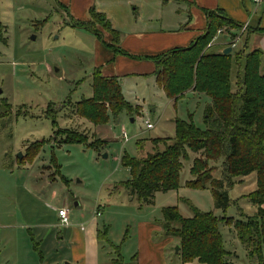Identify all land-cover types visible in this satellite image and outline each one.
<instances>
[{
    "label": "rangeland",
    "instance_id": "374dc122",
    "mask_svg": "<svg viewBox=\"0 0 264 264\" xmlns=\"http://www.w3.org/2000/svg\"><path fill=\"white\" fill-rule=\"evenodd\" d=\"M94 7L120 32L118 45L125 49L131 36L161 28L179 31L190 18V4L181 0H97ZM70 12L57 0H0V21L6 26V42L0 41V111L11 104V112L0 119V264L15 260L72 264L82 253V234L93 222L103 232L100 259L114 258L119 250L128 261L149 233L153 242L166 239L163 209L168 206H177L185 217L193 215L191 205L234 218L241 217V206L246 215H254L256 207L243 195L256 188L255 172L230 189V197H241L240 203L224 212L215 208L211 189L188 185L193 159L200 156L192 151L184 161L178 189L156 192L150 204L130 195L123 185L130 173L122 157H142L153 151L154 138L174 137L177 118L193 119L205 128L204 111L211 98L186 92L175 101L159 87L156 77L130 75L122 80V90L131 110L111 113L108 123L99 125L79 116L76 103L93 95L98 38L74 26L72 21L83 19L68 17ZM95 28L105 39L111 35L103 23L97 22ZM219 30L227 32L224 27ZM218 31L214 39L222 36ZM247 38L245 33L226 42L229 46L236 42L234 53L240 52L237 61L234 57L233 79L243 72L239 69L243 70L246 54L255 50L253 45L264 48V41L255 42L253 36L248 43ZM148 122L153 128L147 127ZM58 129L77 130L88 140L65 143L64 136L56 134ZM97 140L98 145H91ZM36 142L43 144L31 151ZM60 208L69 211V227L61 222ZM219 228L226 248L237 255L235 264H257L249 262L229 225L220 222ZM173 244L174 254L178 241Z\"/></svg>",
    "mask_w": 264,
    "mask_h": 264
},
{
    "label": "trees",
    "instance_id": "16d2710c",
    "mask_svg": "<svg viewBox=\"0 0 264 264\" xmlns=\"http://www.w3.org/2000/svg\"><path fill=\"white\" fill-rule=\"evenodd\" d=\"M204 12L207 27L189 46L175 47L146 58L155 62L158 85L169 98L177 101L189 90L211 98L204 111L206 127H198L193 119L177 118L174 137L154 138L153 151H146L142 157L125 154L121 161L130 175L123 185L131 196L150 204L156 192L180 187L184 161L190 159V151L200 153L193 159L190 168L193 179L188 185L211 189L215 208L226 212L233 203L239 205L240 201V198L230 197V189L241 182L242 177L255 172L257 187L243 196L257 207L254 215H244L241 206V217L234 218L217 216L213 211H203L191 205L193 215L185 217L177 206H168L163 209V228L167 237L178 240V255L182 262L198 259L204 264H231L232 252L226 248L219 228L220 222H225L235 231L248 257L264 264V51L248 52L243 70L239 69L243 72L233 79L234 63L240 52L232 50L225 54L223 51H209V48L220 28H226L225 34L231 39L239 34L242 25L223 9H205ZM90 13V21L75 22L74 25L92 31L114 53L138 57L118 45L120 32L111 26L104 13L96 11L95 7ZM97 22L103 23L111 33V42H106L95 28ZM5 29L0 21V41L4 42ZM92 86L93 95L75 105L74 111L79 116L99 125L108 123L111 113L117 115L124 108L132 109L123 94L120 77L106 76L96 69ZM6 105L9 109L0 111V119L11 112V104ZM54 125L57 126L55 121ZM56 134L63 135L65 143L88 140L85 134L72 129H58ZM98 143L97 140L91 145ZM160 143L163 147L159 146ZM41 144L43 142H36L31 151L38 150ZM140 147L144 150L141 144ZM31 151L26 157L32 156ZM102 235L99 230V240ZM117 252L112 257L113 263L136 264L137 254L126 262L119 250Z\"/></svg>",
    "mask_w": 264,
    "mask_h": 264
},
{
    "label": "crops",
    "instance_id": "0c3cea01",
    "mask_svg": "<svg viewBox=\"0 0 264 264\" xmlns=\"http://www.w3.org/2000/svg\"><path fill=\"white\" fill-rule=\"evenodd\" d=\"M60 4L70 8V13L67 14L74 16L77 19H83L82 21L91 20V8L96 5L97 0H57ZM188 2L190 4V18L188 23L179 31H166L165 29H160L153 32L140 33L137 36L132 37L131 41L126 42L125 49L130 54L138 56L136 58L124 54H116L112 50L105 47V45L98 39L97 52H96V69H100L103 75L106 76H118L122 77L124 80L128 76L143 77L146 75H152L156 77L155 70L156 64L151 59L146 57L155 56L166 52L175 47H187L189 46L197 36L202 34L207 27V16L204 12L205 9H223L231 18L242 25L238 37L247 33V42L252 40L259 42L264 41V0H181ZM76 22V21H72ZM75 26V25H74ZM79 27V26H78ZM245 29L243 30V28ZM175 30V29H174ZM243 30V31H242ZM108 38L104 40L106 42L112 41V35L108 34ZM223 34L222 36H217L213 40L210 48L215 47L216 51H224L226 47L229 46L228 36ZM98 38V37H97ZM249 45V44H248ZM120 46V45H119ZM121 47V46H120ZM263 49L261 45L255 43L253 49ZM103 57L101 58L100 56ZM101 58V59H100ZM157 82V79H156ZM124 84V81H123ZM158 84V82H157ZM160 87V86H159ZM161 88V87H160ZM162 89V88H161ZM187 92L198 93L193 90ZM256 174V173H255ZM246 177V176H245ZM242 177V183L245 180ZM235 185V186H236ZM234 186V187H235ZM256 187H257V175H256ZM256 189V188H255ZM254 189V190H255ZM252 190V191H254ZM251 191V192H252ZM249 194V193H248ZM247 195V194H246ZM245 196V195H243ZM241 197H237L239 199ZM240 203V201H239ZM255 206V205H254ZM256 207V206H255ZM264 207V205H263ZM243 210V208H242ZM257 211V207H256ZM246 215L244 212H242ZM256 213V212H255ZM69 227L68 225H66ZM153 228V227H152ZM98 223H91L86 233L82 234L83 244L81 245L82 253L76 256L77 259L72 261V264H115L112 258L101 260L99 254V231ZM151 235V233H149ZM149 235H147V242L140 246L139 251H137L136 264H204L198 259L191 262H182L178 252L173 254L172 246L173 243L178 240L173 237H166L163 241L153 242ZM245 248V247H244ZM232 252L230 257V263L235 264L236 253L235 251L228 249ZM246 251V256L250 263L255 262L259 264L256 260L250 259ZM133 256V255H132ZM131 256V258H132ZM125 259V258H124ZM129 259L126 262H130ZM14 264H20L18 261H13ZM8 263V264H13Z\"/></svg>",
    "mask_w": 264,
    "mask_h": 264
},
{
    "label": "built area",
    "instance_id": "2783aa9c",
    "mask_svg": "<svg viewBox=\"0 0 264 264\" xmlns=\"http://www.w3.org/2000/svg\"><path fill=\"white\" fill-rule=\"evenodd\" d=\"M257 1H259V0H257ZM244 29H245V27L243 28V30ZM218 32L223 35L221 30H219ZM227 36H228V34H227ZM238 38H240V37H238ZM230 46L232 47V50H233V49H235L237 44H236V42H233L232 44H230ZM153 126L154 125L152 123H150V122L147 123V127L148 128H153ZM123 136H124V138L127 139V132L125 130H123ZM98 214H100V212H98ZM59 216L61 218L62 224H64V225H69L70 224V216H69V211L68 210H66L64 208H60L59 209Z\"/></svg>",
    "mask_w": 264,
    "mask_h": 264
},
{
    "label": "water",
    "instance_id": "95a60500",
    "mask_svg": "<svg viewBox=\"0 0 264 264\" xmlns=\"http://www.w3.org/2000/svg\"><path fill=\"white\" fill-rule=\"evenodd\" d=\"M227 37V36H226ZM232 51V47L231 46H228L224 49L223 53L227 54V53H230ZM180 249V245H177L176 246V252H178Z\"/></svg>",
    "mask_w": 264,
    "mask_h": 264
}]
</instances>
